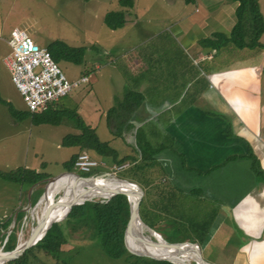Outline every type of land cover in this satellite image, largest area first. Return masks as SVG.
I'll return each mask as SVG.
<instances>
[{
	"label": "crops",
	"instance_id": "crops-1",
	"mask_svg": "<svg viewBox=\"0 0 264 264\" xmlns=\"http://www.w3.org/2000/svg\"><path fill=\"white\" fill-rule=\"evenodd\" d=\"M9 1L13 0H0V43L5 46L3 70L12 83L4 59L10 52L11 32L19 26L4 34L5 23L10 20ZM259 3L264 16V0ZM238 6L232 0H145L139 8L134 0L133 8H123L127 23L128 14L136 20L151 12L171 17L160 29H142L146 35L142 45L146 50L139 61L132 63L130 54L121 55L132 74L134 88L130 92L141 94L143 101L128 120L133 130L119 138L114 135L117 122L113 121V135L104 141L119 153V159L132 158L126 162L127 166L139 167L142 162L136 135L140 131L139 144L155 153L156 166L150 169L158 170L161 175L156 180L150 171L147 174L150 183L155 181L164 190L173 189L200 205L212 204L213 215L207 219L211 221V230L201 242L193 238L209 264H264V181L255 170L257 161L264 171V51L257 48L241 55L246 59L233 60V51L227 53L223 51L225 47L215 50L202 44L217 34L229 35L233 31ZM126 25L111 30L116 32L111 36L112 53L126 45L125 37L133 33ZM118 32H123L121 38ZM166 33L176 41L173 44L182 51V58L166 59L167 44L157 41ZM152 42L157 49H150ZM261 43L264 45V35ZM151 66H157V75H152ZM85 105L84 98L79 106L72 107L81 115L88 111L89 120H84L98 131L102 118L93 122V115L99 114L91 115ZM155 129L162 135V141L156 140ZM99 157L101 162L110 159ZM151 184L146 186L145 182L144 194L146 190L152 191ZM28 206L31 209L33 203L29 201Z\"/></svg>",
	"mask_w": 264,
	"mask_h": 264
},
{
	"label": "rangeland",
	"instance_id": "rangeland-1",
	"mask_svg": "<svg viewBox=\"0 0 264 264\" xmlns=\"http://www.w3.org/2000/svg\"><path fill=\"white\" fill-rule=\"evenodd\" d=\"M136 1L139 8H142L145 4V0ZM123 8L120 5V0H13L7 4V13L10 20L5 23L4 34L6 32L10 33L12 27L17 25L20 29L26 31L40 47L47 48L50 42L56 40L64 41L69 46L75 48L88 47L85 60L81 65L61 61L58 63V66L69 79L74 80L87 75L90 77V82L75 90L70 96L63 99V102L60 101L55 104L53 109H74L72 106H79L85 98L86 110H90L91 115L94 112L95 114H99L93 115V122H96L95 119L98 117L102 118L97 134L103 142L107 141L113 135L112 131H114V123L110 124L107 113L113 105L117 107L119 103H122L128 94L127 92H130L131 88H134L132 74H129V68L125 66L128 65L127 60L125 59L123 62L124 58L121 55L130 54L129 58L132 63L139 61L146 50H143L142 45L146 39V35L142 29H146L147 27L160 29L168 23L167 20L171 17L167 14L161 15L151 12L148 16L137 17L136 20L133 15L131 17L128 14L129 23H126L128 24L126 25V29H132L133 33L125 37L124 42L126 45L123 46L119 43V46L121 45L120 49L116 48L114 53H112L111 49L114 44H112L111 36L116 35V32L108 29L102 18L106 12L122 11ZM12 13L13 15H10ZM122 34L123 32H118L117 35L121 38ZM157 41H159V44H167V46L165 45L167 50L164 52L166 59L183 57L182 51L173 44L176 41L170 37L169 33L162 35ZM150 47V49H157V45L154 42L150 44ZM4 49L5 46L0 43V96L10 102L16 111L23 112L27 110L24 101L6 77L7 73L3 70L2 58L4 56ZM256 50L242 51L231 44L223 49L227 53H230V51L234 52V55H231L233 60H244L246 58H242L241 55ZM150 53H152L151 50ZM167 68L169 69L170 67H164V69ZM151 71L152 75H157V66L152 67ZM123 95L124 97L122 98ZM86 113L89 112L84 111L82 116L86 120H89ZM155 130L157 133L156 140L162 141L163 138L159 130ZM76 132L74 122L69 119L65 120L61 126L49 124L36 125L31 118L17 122L12 117L9 108L0 104V171L11 173L17 169L29 167V169L33 170H35L34 168H38L39 172L51 176L49 179L34 186L17 185L0 177V250L2 253L12 252L22 242L28 241L39 217L43 214L45 220L47 219L48 201L51 200L50 203L56 206V210H60L69 205H63L69 199L73 200L72 197L63 195V191L61 190L55 192V188L51 198L48 199L47 194L51 188L47 190V187L52 178L61 176L59 180L75 187L81 184L71 179L70 176L62 175L73 173L85 178H95L100 186L97 190L90 189V191H101L107 186V182H111L107 180L114 179L106 176V174H112L118 179L135 183L142 189H144V185L141 179L148 172L152 171V176H155L156 180L161 179L158 170L146 169V173H144L141 170L139 171L137 167H131L130 165L125 169L117 170L115 169L116 164L112 159L102 160L105 162V166L92 172L93 176L78 173L76 169L72 172H67L65 163L71 160L74 155H77L79 158L80 153L88 151L62 146L61 142L64 137ZM121 141L124 140L121 139ZM124 145L126 146L127 143L124 142ZM88 152L90 153V151ZM90 155L97 157L100 159L99 162H101V158L96 153L93 152ZM66 177L70 179H65ZM154 184H156L155 181ZM76 192H78L76 194H82L79 189H76ZM42 199L43 201H40ZM29 201L30 204L33 203L31 209H28L30 207L28 206ZM72 202L75 201L73 200ZM180 204L183 206L180 208L182 211L187 208V211L192 216L198 218L196 223L206 222L207 225L199 230L197 228L183 230L184 234L188 232L187 235L192 236L189 239L190 241H194L193 238L204 236L211 230V221L207 219L208 215H213L212 208L214 207H212V204L200 205L190 198L185 199ZM24 209L28 210L25 212ZM62 211H55L54 213L55 220L57 221L55 224L61 225L60 228L66 235V243L62 246L61 252L55 256H48L42 249L35 248V250L28 252L25 259L6 264H145L143 260L136 257L126 256L121 259L110 257L102 247L100 239L94 237L92 230L76 225L66 227V218L63 219L65 209ZM199 216L202 217L201 220ZM143 219L145 220V217ZM170 230L167 229V231ZM144 235L147 238L153 239L151 233L146 229L144 230ZM177 235L178 233L168 234L167 238L174 240ZM188 250V255L194 254L192 250ZM2 253L0 254L2 255ZM205 256L206 260L210 259L207 258V254ZM143 258L161 261L148 257ZM190 262L195 264L194 261Z\"/></svg>",
	"mask_w": 264,
	"mask_h": 264
},
{
	"label": "trees",
	"instance_id": "trees-1",
	"mask_svg": "<svg viewBox=\"0 0 264 264\" xmlns=\"http://www.w3.org/2000/svg\"><path fill=\"white\" fill-rule=\"evenodd\" d=\"M232 1L239 4L237 9V25L233 31L229 35L223 33L217 34L214 39L204 40L202 44L214 48L215 50H220L231 44L240 50L259 48L264 51V45L261 43V38L264 35V16L261 12L259 1ZM120 5L124 8H133L134 0H120ZM103 22L110 30L115 31L122 29L127 23L126 13L124 11L109 12L104 16ZM47 49L57 63L68 61L76 65H81L84 62L87 52V48L85 47H71L61 40L50 42L47 45ZM142 101L143 96L141 94L129 92L122 103L110 109L107 113L110 124H112L113 121L117 122L114 135L119 138H124L126 134L133 130L132 125L128 124V120L133 118L134 112L140 107ZM0 104L8 107L11 115L17 121L31 118L36 125L49 124L53 126H61L67 119L73 121L74 128L77 132L68 134L64 137L62 146L65 148H80L83 151H94L99 156L112 159L116 165H123L129 162V160H132V158L129 157L119 159V153L109 143L100 140L96 129L88 125L75 108L55 110L53 106H51L45 112L31 113L29 110L18 112L10 102L4 100L1 96ZM136 137L138 141V151L141 153L140 162H142L137 168L139 171L141 170L146 173V169L156 166V163L153 162L155 153L150 152V148L143 147V145L139 144L141 140L140 131H137ZM77 159L78 156L74 155L71 160L65 163L67 172L74 171ZM255 170L260 180L264 181V171L261 170L257 161ZM151 173L152 171L150 174ZM147 174L141 179L142 183L144 182V186L145 182L146 186H150L151 184ZM88 175L93 176L94 174ZM0 177L17 185L34 186L49 179L51 176L33 169L21 168L11 173L0 171ZM151 185L152 191L146 190L148 193L145 192L141 202V217L144 214L143 217H145L146 221L142 217L143 221L150 228L162 235L166 242L170 244L186 242L191 239L192 236H188V232L184 234L182 232L183 230H193L196 228L199 230L206 227L204 223L197 225V219L187 211V208L183 211L180 209L183 207L180 202H183L186 197H181L178 195L179 193L176 194L173 189L170 190L166 188L170 190L166 191L161 188L158 183ZM71 203L73 202L71 201L68 204L70 205ZM66 207L57 210V212L64 211ZM69 210L70 208L65 209L63 219L68 215ZM130 216L131 204L128 198L124 195H117L109 201L87 202L84 205L75 206L66 218L65 226L72 227V225H76L92 230L94 237L100 239L102 247L112 258L121 259L129 256L141 259L145 264H173L168 261L147 260L143 257L133 255L128 251L125 245V233ZM55 222L57 221L54 219L53 223ZM60 226L61 225L54 224L43 240L36 246L28 249L21 257L14 260V262L25 259L28 252L35 250V248L42 249L48 256H55L57 253L61 252L62 246L66 243V235ZM167 229L171 230L167 231ZM172 233H178L174 240L167 238L168 234ZM196 239L199 240L198 242H201L204 240V236H201V238L197 237Z\"/></svg>",
	"mask_w": 264,
	"mask_h": 264
},
{
	"label": "built area",
	"instance_id": "built-area-1",
	"mask_svg": "<svg viewBox=\"0 0 264 264\" xmlns=\"http://www.w3.org/2000/svg\"><path fill=\"white\" fill-rule=\"evenodd\" d=\"M10 52L4 59L11 81L31 113L45 112L90 81L87 75L71 80L59 68L47 48L40 47L26 31L15 28L9 39ZM105 166L88 152H82L75 164L81 174H91ZM128 167H115L122 170ZM106 176L117 179L112 174ZM112 179V180H115Z\"/></svg>",
	"mask_w": 264,
	"mask_h": 264
},
{
	"label": "water",
	"instance_id": "water-1",
	"mask_svg": "<svg viewBox=\"0 0 264 264\" xmlns=\"http://www.w3.org/2000/svg\"><path fill=\"white\" fill-rule=\"evenodd\" d=\"M65 175H67V176L70 175L71 176V175H74V174L73 173H66ZM65 175L63 174L62 176H65ZM76 176L80 180L85 181L86 183H91L92 181L96 180L95 178H89V177L85 178V177H82V176H79V175H76ZM60 177L52 178L50 180V182H49L48 187L53 182L57 181ZM107 181H113V183H110V184H107V185H118V184H120V185L119 186H112V187H115L114 189H107L106 187H109V186H105V188L102 189V191L105 192L104 195H102V196H94V197H90V198L84 199L82 201L71 203L68 215L70 214V212L72 211V209L75 206L84 205L87 202L109 201V200H111L113 197H115L117 195H124V196H126L128 198V200H129V202L131 204V216H130V220H129V223H128V226H127V229H126V233H125V245H126L128 251L130 253H132L133 255L139 256V257H148L150 259H158V260H161V261H168V262H171L173 264H190L191 263L190 261H194L195 264H209L207 261H205L203 259L200 246L198 245V243L196 241H187L186 243L170 244V243L166 242L159 233H157L155 230L150 228L143 221V219L141 217L140 206H141V202H142V200L144 198V191L139 185H137L135 183H131L129 181L122 180V179H118V178L115 179V180H107ZM114 182H116V184H114ZM124 185H127L129 187L131 186L130 188H134V190L125 189ZM48 187H47V190H48ZM135 189H137L138 193H137V191ZM47 190H46V193H47ZM46 193H45V195H46ZM54 208H55V206L51 207L48 210V212L46 213L47 215L46 214L45 215L48 217L50 215V213L53 212ZM68 215L65 218H67ZM55 223H57V222H55ZM55 223L50 224L49 227H48L41 220L39 222H37V224L35 226V229H33L32 234H31L30 238L28 239V241L26 242L25 246L21 250L19 249V247H20L19 246L14 251L8 252L7 253L8 255L6 257L0 258V264H6V263H9V262H12V261L18 259L19 257H21L28 249L36 246L41 240H43L45 238V236L47 235L48 231L52 228V226ZM44 228L46 229V231H45L44 235L41 237L40 235H41L42 230H44ZM145 229L148 230L151 233L152 237H153V239L149 238L150 241L147 242V243L145 242V240H146L145 238H147L144 235V230ZM156 234H158L163 239V241H164L163 245L160 244L157 241V238L154 236ZM129 238H132L133 240H135L136 243H138L140 245H146V244L150 245L151 244L153 247H158V246L162 245L160 247H164L163 249H166V250L168 249V250L174 251L173 254L178 259L165 257V256H158L157 257V256H152L150 254H146L144 252L135 251V250L131 249L130 246L128 245V243H129L128 239ZM187 246H192V247L198 248V253H197L198 254V259L191 258L192 255L191 256H190V254L188 255L189 252H187L186 250L183 249V248H185ZM178 256L184 257V258H180ZM183 260H186V263Z\"/></svg>",
	"mask_w": 264,
	"mask_h": 264
},
{
	"label": "bare ground",
	"instance_id": "bare-ground-1",
	"mask_svg": "<svg viewBox=\"0 0 264 264\" xmlns=\"http://www.w3.org/2000/svg\"><path fill=\"white\" fill-rule=\"evenodd\" d=\"M65 176H67V175H65ZM70 176V175H69ZM70 178L71 179H74V180H76L78 183H80L81 185H79V186H77V187H75V186H71V185H68V184H66L65 182H62V181H60V182H58L59 181V179H61V178H59L57 181H55V182H53V185H55V186H53L52 184H50V186L48 187V189L49 188H51V190L48 192V194H47V197H48V199H50L51 198V196H52V194H53V190H54V188L56 189L55 190V192H57V191H59V190H61V191H63V195H68V196H70V197H72V199L76 202H78V201H82V200H84V199H87V198H90V197H94V196H102V195H104V191H90V189H92V190H97L98 188H99V182H97L96 180H94V181H92L91 183H86L85 181H83V180H80L76 175H71L70 176ZM70 178H68V177H66L65 179H70ZM115 179V178H114ZM110 183H113V181H111V182H107V184H110ZM114 184H116V182H114ZM120 184H118V185H107V186H109V187H106L107 189H114L115 187H112V186H119ZM43 186V185H42ZM125 187V189H132V190H134V188H130L129 186H127V185H124ZM44 187V186H43ZM40 188V187H39ZM42 188V187H41ZM76 189H79L81 192H82V194H76V193H78V192H76ZM38 190V189H37ZM136 191H137V189H135ZM137 193H138V191H137ZM106 197V196H105ZM67 200V199H66ZM73 200H68V202H71V201H73ZM40 201H43V199L42 200H40ZM51 201V200H50ZM50 201H48V203H47V207H48V209H47V212H48V210L51 208V207H53L54 205H52L51 203H50ZM75 202H73V203H75ZM99 202V201H98ZM67 209L68 208H70V205H68L67 207H66ZM65 208V209H66ZM57 208H55L54 210H53V212L52 213H50V215L47 217V222H46V220H45V218H44V216H43V214L39 217V219H38V222L41 220L42 222H46L45 224L49 227V225L50 224H52L53 222H54V219H55V217H54V213H55V211H57L56 210ZM46 228V227H45ZM44 228V230H42V232H41V237L44 235V233H45V231H46V229ZM156 238H157V241L160 243V244H162L163 245V243H164V241H163V239L158 235V234H156V235H154ZM146 240H145V242L147 243V242H149L150 241V239L149 238H145ZM26 242L27 241H25V242H22L21 243V245H20V247H19V249L21 250L24 246H25V244H26ZM128 245L130 246V248L131 249H133V250H135V251H138V252H144V253H146V254H150V255H152V256H165V257H170V258H175V259H178L177 257H175L174 256V251H172V250H166V249H163L164 247H160V246H162V245H160V246H158V247H153L151 244L150 245H140V244H138V243H136L135 242V240H133L132 238H129L128 239ZM151 243V242H150ZM184 250H186L187 252H189V250L188 249H190V250H192L193 252H194V254H191L190 256H191V258H194V259H198V248H196V247H192V246H187V247H185V248H183ZM0 253H2V251L0 250ZM7 256V253H2V255L0 254V258H4V257H6ZM185 263H186V260H183ZM192 264V263H191Z\"/></svg>",
	"mask_w": 264,
	"mask_h": 264
},
{
	"label": "clouds",
	"instance_id": "clouds-1",
	"mask_svg": "<svg viewBox=\"0 0 264 264\" xmlns=\"http://www.w3.org/2000/svg\"><path fill=\"white\" fill-rule=\"evenodd\" d=\"M84 152H88V151H84ZM89 153V152H88ZM90 154V153H89ZM94 158V157H93ZM123 165H128V164H123ZM123 165H115V167H120V166H123ZM105 176V175H104Z\"/></svg>",
	"mask_w": 264,
	"mask_h": 264
}]
</instances>
